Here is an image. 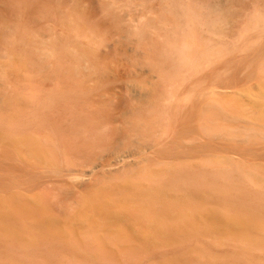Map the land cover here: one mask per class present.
Here are the masks:
<instances>
[{"label": "bare ground", "instance_id": "1", "mask_svg": "<svg viewBox=\"0 0 264 264\" xmlns=\"http://www.w3.org/2000/svg\"><path fill=\"white\" fill-rule=\"evenodd\" d=\"M85 1L0 0V264H264L259 0H90L155 81L116 114Z\"/></svg>", "mask_w": 264, "mask_h": 264}, {"label": "rangeland", "instance_id": "2", "mask_svg": "<svg viewBox=\"0 0 264 264\" xmlns=\"http://www.w3.org/2000/svg\"><path fill=\"white\" fill-rule=\"evenodd\" d=\"M148 4V6L151 8V6L153 8H151V13H157L160 11L161 7L160 4L158 3L159 0H145ZM247 2V3H246ZM253 2L254 0H247L244 1V4L247 6L248 10H252L253 9ZM153 4V5H151ZM159 6H158V5ZM249 5V6H248ZM83 7L89 11V19L91 21V23L95 26H97V28L104 32L107 33V40H105L106 42H104L105 44L101 47L102 52H101V58L105 59L104 61H108L110 64H108V62L106 64H108V69H107V76L104 75L102 81L104 82L103 84V90L102 93H104V96L106 98L107 101H110V99L112 101L111 105H110V109H111V113L112 114H116L119 113L120 111L124 110L125 108H127V105H140L143 100L140 99L139 97L134 96L130 89L126 87L130 77V74H134L137 75L139 78H141L144 81H151L155 84V81L150 79V75L149 73L144 72V74L140 73L137 71L136 67L132 66V62L135 61H139L141 60L140 58H137L135 56V54L133 53H128L125 55V58H128L129 60H126L124 57V53L125 50L123 49L124 45H121L122 43L124 44L125 42L123 41H119L121 40V37L119 34L115 33L112 31L110 24L105 22V19L102 15V13L99 10V5L95 2H91L90 0H86L83 3ZM134 13H132L130 15V18H133ZM140 16V15H139ZM148 18L149 14H145L144 18ZM130 18H128V20H130ZM138 20H141V16L138 18ZM24 22L26 23V25H28L33 31L39 33L42 30H44V26L41 22H33L30 17H25L24 18ZM138 22H135V24H137ZM119 35V36H118ZM120 39H119V38ZM114 40H116L114 43ZM128 45L129 43L126 42ZM121 45V46H120ZM132 48L137 47V43L133 40L132 44L130 43L129 45ZM122 47V48H121ZM120 48V50H119ZM125 48V47H124ZM120 53V51H122ZM259 55V58H264V50H262L261 52H259L257 54V56ZM135 56V57H134ZM221 63V64H220ZM219 64H217V66H215L211 71H205L200 75V79H202V81H205L206 83H210V81L212 80V78L214 77V75H219V74H224L225 71L227 70V67L220 62ZM146 69V67L144 68ZM110 70V71H108ZM122 71V72H121ZM109 72V74H108ZM246 70L245 69H236L234 71L231 72L232 77L235 78V80L237 82H242L244 80V77L246 75ZM123 73V74H122ZM113 74L116 78V81L113 83H108V81L112 80L113 76L111 75ZM110 75V76H109ZM110 77V78H109ZM109 78V79H108ZM107 79V80H106ZM113 81V80H112ZM107 82V84H106ZM152 87L151 84H146L145 88L150 89ZM54 89V85L51 84L49 86V89ZM147 91V90H144ZM183 94L181 96V98L186 97L185 93L190 91V87L188 85L184 86L182 88ZM114 103V104H113ZM187 109H190V107H188ZM188 111V110H186ZM114 123V122H113ZM121 123L119 122H115L114 124H112L113 126H120ZM188 127L190 129L191 125L190 123L188 124Z\"/></svg>", "mask_w": 264, "mask_h": 264}, {"label": "clouds", "instance_id": "3", "mask_svg": "<svg viewBox=\"0 0 264 264\" xmlns=\"http://www.w3.org/2000/svg\"><path fill=\"white\" fill-rule=\"evenodd\" d=\"M257 13H259V15H257ZM252 17L255 20H261L264 19V0H259V3L256 4L254 10L251 12ZM227 20L224 18H221L217 21L214 22V26L216 28H225L227 27Z\"/></svg>", "mask_w": 264, "mask_h": 264}]
</instances>
